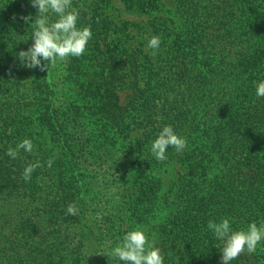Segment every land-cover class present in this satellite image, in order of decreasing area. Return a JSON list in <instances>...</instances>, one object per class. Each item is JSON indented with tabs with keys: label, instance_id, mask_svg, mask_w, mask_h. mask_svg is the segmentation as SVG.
<instances>
[{
	"label": "trees",
	"instance_id": "trees-1",
	"mask_svg": "<svg viewBox=\"0 0 264 264\" xmlns=\"http://www.w3.org/2000/svg\"><path fill=\"white\" fill-rule=\"evenodd\" d=\"M123 1L141 13L167 11L162 0ZM174 1L181 21L162 17L152 26L169 39V56L180 75L178 95L167 107L142 102L150 122L161 108L156 114L187 140L182 152L169 146L165 153L181 161L185 175L180 207L164 230L176 234L165 245L181 242L187 250L173 252L163 263L210 264L205 240L218 239L209 220L230 218L232 229L264 221V97L256 95L264 80V0H243V6L241 0ZM110 4L72 0L79 10L77 27L91 28L85 52L37 68L31 99L17 108L27 97L20 90L25 70L15 54L18 44L7 33L16 19L34 42L31 25L38 10L31 0H0V264H125L110 254L112 248L159 212L162 181L154 172L162 161L151 152L158 135L150 131L130 139L117 86L128 85L131 98L141 99L145 86L139 72L151 80L162 68L154 69L141 46L130 47L123 39L135 23L114 22L107 14ZM22 16L31 20L25 23ZM48 16L57 19L52 12ZM73 86L98 104V138L70 111ZM25 138L32 140V152L21 150L16 159L6 155ZM234 159H243V166H229ZM36 161L43 166L26 182L24 168ZM69 204L75 214L68 213ZM245 251L243 264H261ZM229 264H242L240 256Z\"/></svg>",
	"mask_w": 264,
	"mask_h": 264
},
{
	"label": "rangeland",
	"instance_id": "rangeland-1",
	"mask_svg": "<svg viewBox=\"0 0 264 264\" xmlns=\"http://www.w3.org/2000/svg\"><path fill=\"white\" fill-rule=\"evenodd\" d=\"M162 1L165 6V9L167 10L166 12L162 11L154 13H141L137 10H129L125 7V3L123 0H111V4L109 5L107 10L108 16L118 24L123 21H130L135 23V25H131L130 29L128 30V36L123 37V39L128 41L130 47L141 46L143 48L144 53L148 54L149 56L148 62L154 64L152 65L154 69L158 70V68H162V75L159 77L156 76L154 79L151 80H148L146 75L143 77L144 72H139V75L142 78L141 85L145 86L144 97L141 99L135 100L131 98V89L128 85L120 83L117 86L120 101L126 109L125 115L126 122L128 125V128H126V130L129 131L130 139L133 140L140 138L141 136H143L144 133L150 131L152 135H158L164 126L170 125L167 121H162L164 120L162 116H158L156 114L157 110H160L161 108H157V110L155 109V118L152 119V121L150 122L151 117H148L149 111L146 113L143 112L145 108V103L142 102H145V100L149 101L151 99L156 100V102L159 103V107H167L170 101L178 95L177 87L175 85L178 84V82L180 81V75L178 74V69L176 67L177 62L171 59L172 55L169 56V51H171V49L169 48V39L163 37L162 35L160 36L162 42L159 46V49L157 50V54L155 57H153L151 54L153 52V49L147 47L148 39H150L153 35H157L153 32V23L159 24V21H161L162 17L170 19L172 18L174 20L181 21L176 2L174 0ZM240 3L243 6V0H241ZM240 16L245 17L243 15V10L240 12ZM17 22L18 21L16 19H12L11 27L9 29L10 31L7 33V37L18 44L17 46L19 47V51H26L34 42L27 36L25 27L20 26ZM157 26V28H160V31L164 30V26ZM19 51L15 54H18ZM189 58L192 62L195 61L196 63H198V61H196V57L190 56ZM23 70H25V73H21L23 79L20 81L22 85L20 90L21 92H25L24 96L27 97L26 99L24 98L23 101L18 103L17 106H15L17 108H20L29 99H31L30 95L28 94V90L31 86V83L33 82L34 73L37 68H28L24 66ZM5 79H9L8 74L6 75ZM164 79H167L168 86L167 82ZM147 90H149V92H147ZM242 98L243 97H241L240 100H242ZM68 105L70 106V111H72V113L77 114L80 119L84 120L90 134L94 135V138H98V135L96 137V134L98 132L97 130H100V128L96 122L97 116L95 114L97 113L94 112V110H97L98 104H96L94 100L84 97L79 92L78 87L73 86L68 98ZM217 125L220 128L226 127L225 124L221 122H219ZM112 130H117L120 133V130L118 129ZM46 145L48 149H51L52 152L55 150L53 144L49 140H47ZM120 161L121 159H119V162ZM157 165V169H155L154 173L155 176L159 177L162 181V190L158 198V201L160 203V209L156 216H150L145 221L139 223L138 226H141L145 230L149 240L153 241L155 243V246L161 250L164 261V258L171 256L172 253L175 251H177V253L180 255L183 251L187 250V248L183 244H181V242H174L176 243V245L172 247L169 245H165L168 244V242H166V239L171 238L173 241L174 238H176V234L164 233V230H168L171 226L169 224H171V222L174 220V216L172 215L169 217V215L179 209V205L182 201V196L184 195V192H182L183 190L181 189L183 177L185 175V167L181 163V161L176 157L167 158L166 160L158 163ZM228 165L243 166V159L239 161L234 159V161L228 162ZM179 214L180 213H178V215ZM240 229L243 228H234L232 230L236 231ZM205 244L209 245L207 256H210L212 251V254L210 256L211 259H208L207 262L212 264L213 261H221V250L224 246V242L221 240L206 239ZM218 248H220V252L219 255L216 256ZM244 252L246 253V251ZM243 253L239 255L242 264ZM252 254L259 258L261 264H264V240L258 243L256 251ZM68 264H71V262L69 261Z\"/></svg>",
	"mask_w": 264,
	"mask_h": 264
},
{
	"label": "clouds",
	"instance_id": "clouds-1",
	"mask_svg": "<svg viewBox=\"0 0 264 264\" xmlns=\"http://www.w3.org/2000/svg\"><path fill=\"white\" fill-rule=\"evenodd\" d=\"M31 3L37 8L38 16L31 25L34 43L26 51L21 50L18 53L22 64L28 68L44 70L68 57L82 56L88 41L92 38V32L90 26L77 27L79 10L73 7L72 0H31ZM49 12L54 13L57 19L50 21ZM21 19L27 23L31 20V16H22ZM161 42L159 35H153L148 39L147 47L153 49L151 53L153 57L156 56ZM42 61H50V65ZM256 95L264 97V80L258 83ZM169 146L174 147L177 152H182L187 146V140L179 136L171 125H166L153 141L151 152L158 161H164L167 159L165 153ZM33 147L32 140L25 138L15 148L9 147L6 155L16 159L21 150L32 152ZM53 162L54 160L50 158L47 166L51 167ZM42 166L39 161L28 164L24 168L22 178L26 182L29 181L36 168ZM75 212V205L69 204L68 213L75 214ZM207 227L213 231L218 240L224 242L221 264H229L245 249L249 254L254 253L258 243L264 240V222L259 226L256 222H252L246 229L233 231L230 218L225 217L220 222L209 220ZM110 254L125 264H163L161 250L149 240L141 226L129 230L122 241L112 248Z\"/></svg>",
	"mask_w": 264,
	"mask_h": 264
}]
</instances>
